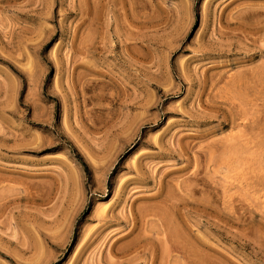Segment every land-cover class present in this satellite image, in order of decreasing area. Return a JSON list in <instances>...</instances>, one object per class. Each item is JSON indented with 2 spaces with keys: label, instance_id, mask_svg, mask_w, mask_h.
<instances>
[{
  "label": "rangeland",
  "instance_id": "obj_1",
  "mask_svg": "<svg viewBox=\"0 0 264 264\" xmlns=\"http://www.w3.org/2000/svg\"><path fill=\"white\" fill-rule=\"evenodd\" d=\"M0 264H264V0H0Z\"/></svg>",
  "mask_w": 264,
  "mask_h": 264
},
{
  "label": "trees",
  "instance_id": "obj_2",
  "mask_svg": "<svg viewBox=\"0 0 264 264\" xmlns=\"http://www.w3.org/2000/svg\"><path fill=\"white\" fill-rule=\"evenodd\" d=\"M73 150H74V149H73ZM76 156H77V158L80 160V162H81V164H82V167L84 168L85 173L88 174L89 171H88V167H87V165L84 163V161L82 160V158L80 157L79 154H77Z\"/></svg>",
  "mask_w": 264,
  "mask_h": 264
}]
</instances>
